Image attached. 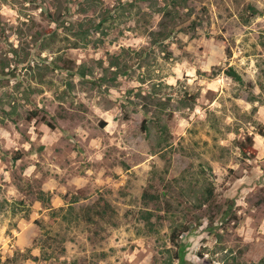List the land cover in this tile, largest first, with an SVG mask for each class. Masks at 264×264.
I'll return each instance as SVG.
<instances>
[{
  "label": "rangeland",
  "instance_id": "obj_1",
  "mask_svg": "<svg viewBox=\"0 0 264 264\" xmlns=\"http://www.w3.org/2000/svg\"><path fill=\"white\" fill-rule=\"evenodd\" d=\"M180 246L264 259V0H0V264Z\"/></svg>",
  "mask_w": 264,
  "mask_h": 264
},
{
  "label": "trees",
  "instance_id": "obj_2",
  "mask_svg": "<svg viewBox=\"0 0 264 264\" xmlns=\"http://www.w3.org/2000/svg\"><path fill=\"white\" fill-rule=\"evenodd\" d=\"M73 48H80V44H78V43L73 44ZM73 73L75 75V72H73ZM226 74H227L228 77L232 78L234 81L242 82V78L240 77V75L233 68L227 69L226 70ZM150 122H151V120H149V117L147 116L145 118L144 123H143V128H144L145 131L149 130ZM162 142H163V140L162 141L160 140V143H162ZM251 144L252 143H250V145L248 147H243V151H244L245 154H247V152H252L253 154H255L254 150L252 149ZM194 192H195L196 195L194 193H192V195H195L194 197L197 198V199H198L199 195H202L201 200L204 202V204H207V203H210V202L213 201L214 188L212 186L203 185L202 189L199 192H197L196 190ZM195 205L198 208L202 207L201 204L198 205V202H196ZM176 257H177V259L179 261V264H187V260L185 258L186 257L185 246H180V250L176 254ZM170 261H172V259ZM168 264H172V262H168ZM252 264H264V259L260 260L257 263H252Z\"/></svg>",
  "mask_w": 264,
  "mask_h": 264
}]
</instances>
